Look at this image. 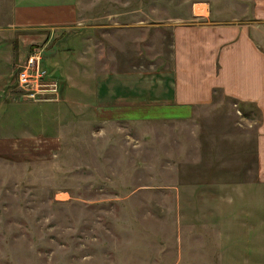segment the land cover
Segmentation results:
<instances>
[{"label": "rangeland", "instance_id": "374dc122", "mask_svg": "<svg viewBox=\"0 0 264 264\" xmlns=\"http://www.w3.org/2000/svg\"><path fill=\"white\" fill-rule=\"evenodd\" d=\"M243 1L75 0L78 24L63 36L16 29L15 0H0V264H248L247 255L263 264L264 180L255 176L263 110L215 86L190 120L146 105L144 115L96 123L86 87L97 54L98 69L108 55L113 71L144 75V92H167L172 79L159 74L174 67V32L194 27L250 25L264 55V22ZM73 35L87 40L83 57L62 60ZM189 38L192 51L179 54L198 81ZM237 46L227 60L244 55ZM34 49L58 83L56 102L17 96L18 64ZM222 66L217 83L240 92L238 68Z\"/></svg>", "mask_w": 264, "mask_h": 264}, {"label": "crops", "instance_id": "0c3cea01", "mask_svg": "<svg viewBox=\"0 0 264 264\" xmlns=\"http://www.w3.org/2000/svg\"><path fill=\"white\" fill-rule=\"evenodd\" d=\"M247 2L251 4L247 14L252 15L256 20L264 22V0L243 1V3ZM200 12L202 14H196L193 9L194 16L205 18L208 14L207 9H203ZM14 16L15 28L26 30L27 32L48 31L59 32V34L63 32L64 36V32H68L71 29L74 30V27L78 24L75 0H15ZM261 27L264 28V24ZM251 29L250 25L242 27L231 26L228 29L221 26L214 31H205L201 27H194L190 29L194 35L184 31H175L172 46L174 67L172 70L169 69V71L159 74L162 75L163 79L161 81H163V84H171L172 79L173 87L170 86L167 92H161L158 85L157 95L151 92H144L143 88L140 89L139 85L142 84L143 86V83H145L144 75L140 71L131 75L123 70L113 71L112 63L114 60L113 57L110 58L108 55L104 60V69H98L99 64L103 60L100 55H94L93 62L96 69L90 76L89 86L86 87L89 88V93L93 99L89 108L92 110L96 123L111 122L115 116H119V121L122 122V117L144 115L146 105L153 108L152 111L155 110L156 113H161L160 117L167 115L190 120L194 117L193 106L207 103L210 98V92L216 88L215 86L223 88L224 93L238 100L257 104L263 110L262 113H264V55L258 50L255 43L258 40L261 41L262 38L256 37V33L254 31L251 32ZM190 36H194L196 41L194 47L197 48L196 51L200 52L196 56V66L201 71L198 81L195 79L191 58L185 55L183 57L179 54L182 50H185L186 53L192 51L193 46L190 43L192 41L189 38ZM71 39H73L74 47L62 49L65 52L62 53L61 59L78 58L75 60H81L83 52H80L79 47L83 41L87 40L81 35H73ZM209 41H212V46H208ZM236 44H242L246 51L243 52V56L241 55L240 58L236 56V59L231 62L227 60L231 51L229 48L236 47ZM261 44L263 43L261 42ZM88 49L91 51V48ZM212 49L214 52H220L218 54L219 57L214 54L212 56L209 55ZM59 53L56 54L57 58L60 56ZM223 62L225 66L238 68V80L243 83V88L240 92L230 90L224 85L217 83L218 79L214 77V74L218 75L222 69V64L224 65ZM73 65L78 72V76L82 77L84 73L83 65L77 62L73 63ZM217 65L220 67L218 73L216 72ZM95 66L93 65V67ZM110 68L111 70H109ZM210 78H214V81H210ZM195 82H197V86H194ZM82 92L84 93L83 89ZM261 130L262 132H260L258 137L261 170L255 176L264 180V127ZM259 185L254 182L247 189L250 207L255 200ZM247 256L249 257L248 264H259L254 261L256 257Z\"/></svg>", "mask_w": 264, "mask_h": 264}, {"label": "built area", "instance_id": "2783aa9c", "mask_svg": "<svg viewBox=\"0 0 264 264\" xmlns=\"http://www.w3.org/2000/svg\"><path fill=\"white\" fill-rule=\"evenodd\" d=\"M58 83L43 65L42 50L34 49L19 62L16 70V92L22 101L56 102Z\"/></svg>", "mask_w": 264, "mask_h": 264}]
</instances>
